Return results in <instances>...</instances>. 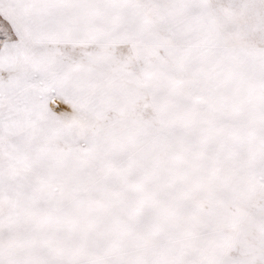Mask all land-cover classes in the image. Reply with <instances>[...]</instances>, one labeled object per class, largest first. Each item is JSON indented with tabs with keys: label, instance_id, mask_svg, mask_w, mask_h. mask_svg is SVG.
Wrapping results in <instances>:
<instances>
[{
	"label": "snow or ice",
	"instance_id": "snow-or-ice-1",
	"mask_svg": "<svg viewBox=\"0 0 264 264\" xmlns=\"http://www.w3.org/2000/svg\"><path fill=\"white\" fill-rule=\"evenodd\" d=\"M0 264H264V0H0Z\"/></svg>",
	"mask_w": 264,
	"mask_h": 264
}]
</instances>
